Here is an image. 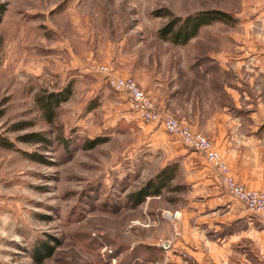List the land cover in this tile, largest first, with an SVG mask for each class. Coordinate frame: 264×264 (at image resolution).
<instances>
[{"label":"rangeland","instance_id":"1","mask_svg":"<svg viewBox=\"0 0 264 264\" xmlns=\"http://www.w3.org/2000/svg\"><path fill=\"white\" fill-rule=\"evenodd\" d=\"M165 10L178 17L218 10L236 21L173 46L158 38ZM0 11V137L13 145L0 147V264H39L36 252L46 245L51 256L41 264H173L187 242L177 236L182 217L209 208L193 187L196 173L211 174L246 210L203 154L140 121L99 67L144 90L148 69L172 61L202 71L207 96L228 81L212 57L235 54L229 34L243 32L241 23L264 32V1L0 0ZM66 87L72 95L49 124L36 98ZM31 135L48 142L24 139ZM166 168L173 178L164 185L156 178Z\"/></svg>","mask_w":264,"mask_h":264},{"label":"crops","instance_id":"2","mask_svg":"<svg viewBox=\"0 0 264 264\" xmlns=\"http://www.w3.org/2000/svg\"><path fill=\"white\" fill-rule=\"evenodd\" d=\"M241 26L243 32L228 38L229 43L234 40L235 54L219 52L212 57L228 81L222 77V85H213L207 96L202 71L183 70L172 61L162 68L155 63L146 80L139 82L160 108L215 142L237 182L264 192V32L252 31L250 26L256 25L251 23ZM199 177L196 173L193 187L202 193L208 211L182 217L177 236L187 242L172 247V253H177V247L180 254H172L169 261L264 264V220L222 193L211 174Z\"/></svg>","mask_w":264,"mask_h":264},{"label":"built area","instance_id":"3","mask_svg":"<svg viewBox=\"0 0 264 264\" xmlns=\"http://www.w3.org/2000/svg\"><path fill=\"white\" fill-rule=\"evenodd\" d=\"M101 73L110 77L112 88L126 97L130 111L147 124H157L163 127L169 135L178 137L189 149L203 154L208 163L222 177V180L231 196L241 202L251 214L264 220V192L246 189L232 176L229 167L222 160L211 140L170 116L160 111L153 99L139 86L132 77H111V70L106 66L99 67ZM167 245V244H166ZM164 245L169 248V245Z\"/></svg>","mask_w":264,"mask_h":264},{"label":"trees","instance_id":"4","mask_svg":"<svg viewBox=\"0 0 264 264\" xmlns=\"http://www.w3.org/2000/svg\"><path fill=\"white\" fill-rule=\"evenodd\" d=\"M2 11H0L1 13ZM158 17L167 19V22L158 31V38L164 42H169L173 46H185L191 40L197 38L206 26L214 23H234L236 20L229 13L209 10L200 11L186 17H178L170 13V11H159ZM72 95L71 87H66L65 90L55 92L45 91L36 98L37 105L43 114V117L49 124H53L57 118L58 110L61 105L69 100ZM38 136V137H37ZM26 141L43 143L48 142L46 139L39 137V135H31L24 138ZM13 145L5 138L0 137V147L10 149ZM168 169L163 170L156 178V180H163L164 185L172 180L173 175L168 177L166 172ZM156 187V188H155ZM150 188V187H149ZM152 188V187H151ZM152 194H160L162 186H154ZM51 248L46 245L42 246L36 254L38 255V263L41 264L46 258L51 256ZM46 252V255H45Z\"/></svg>","mask_w":264,"mask_h":264},{"label":"bare ground","instance_id":"5","mask_svg":"<svg viewBox=\"0 0 264 264\" xmlns=\"http://www.w3.org/2000/svg\"><path fill=\"white\" fill-rule=\"evenodd\" d=\"M171 215H168V217H170Z\"/></svg>","mask_w":264,"mask_h":264}]
</instances>
